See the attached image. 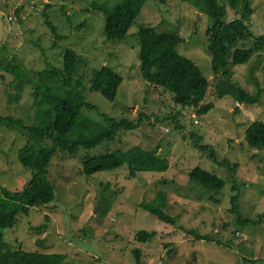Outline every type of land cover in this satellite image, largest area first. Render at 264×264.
Segmentation results:
<instances>
[{"label": "rangeland", "instance_id": "obj_1", "mask_svg": "<svg viewBox=\"0 0 264 264\" xmlns=\"http://www.w3.org/2000/svg\"><path fill=\"white\" fill-rule=\"evenodd\" d=\"M94 1H111L113 6L121 0H0V57L24 65L28 71L25 80L30 79V85L25 82L19 88L13 75L0 71V115L33 124L32 83L39 81L47 62L64 69V54L71 48L82 56L74 79L84 87H89L95 71L103 66L124 78L114 102L86 89L87 100L99 111L84 109L85 114L100 121H104L100 113L116 119L136 118L141 113L147 117L137 131H123L117 140L95 149L81 150L75 156L58 150L49 166L51 181L58 188L56 200L19 215L17 223L4 230L6 247L60 253L66 256L64 264H137L136 248L142 250L144 264L263 263L264 146L250 147L246 130L255 121L264 122V52L233 68L234 83L250 93L262 89L258 103H239L231 96H218L224 75L214 78L208 14L181 0H167L166 4L150 0L128 36L112 41L105 36L104 14L89 10ZM227 7L224 21L240 15L229 4ZM253 7L249 23L257 37L264 35V0H254ZM48 21L55 25L60 39ZM149 26L182 37L178 51L195 61L210 81L203 101L214 103L208 113L198 114L195 106L176 104L174 94L164 88H148L141 73L136 34ZM252 40H244L238 47H251ZM198 137L215 149L219 162L227 159L228 164L221 165L210 152L198 149L194 145ZM27 140L20 130L0 125V186L27 187L32 171L18 157ZM137 145L158 150L167 159L168 169L141 172L134 178H130L128 164L90 177L83 173L85 156L126 151ZM197 166L225 179V188L214 192L191 181L188 174ZM101 184H109L108 193L101 191ZM159 191L171 193V201L177 199L181 204L176 225L139 207ZM236 195L237 212L231 202ZM141 230L156 233V238L139 242ZM192 230L210 240H198Z\"/></svg>", "mask_w": 264, "mask_h": 264}, {"label": "trees", "instance_id": "obj_2", "mask_svg": "<svg viewBox=\"0 0 264 264\" xmlns=\"http://www.w3.org/2000/svg\"><path fill=\"white\" fill-rule=\"evenodd\" d=\"M148 1L150 0H121L113 6L110 5L111 1H94L89 10L101 11L104 14V31L108 40L122 41L128 36L134 21ZM153 1L158 4L167 3V0ZM181 1L191 4L212 19L207 35L213 74L214 78L224 75L218 85V96H231L243 104L258 103L262 89L250 93L232 81L235 66L248 63L255 54L264 52V35L255 37L249 23L255 12L254 0H222L223 3L220 0ZM228 4L240 14L229 22L224 21ZM48 24L60 39L55 25L51 21H48ZM136 36L141 46V73L149 85L148 88L161 87L172 92L176 104L195 106L198 108V114H206L214 107V103H203L210 88V81L195 61L178 51V46L183 40L180 35L149 26L142 27ZM252 38L251 47H238L240 42ZM13 60L7 61L6 57H0V71L13 75L19 88H22L25 82L30 85V79L25 80L27 68ZM81 62L82 56L69 48L64 54V69H58L47 62L46 68L39 72V81L32 83V95L35 100L33 124H27L22 118L0 115V125L20 130L27 135V143L18 151V157L22 165L32 171L24 190L0 186V264H64L66 256L60 253L27 251L22 248L14 250L6 247L4 230L14 226L19 215H26L32 208L45 206L56 200L58 188L51 181L49 166L58 150L75 156L81 150L95 149L105 142L117 140L124 133L137 131L147 117L145 113H141L136 118L116 119L100 113L104 120L100 121L85 114L84 109L98 110L96 105L87 100L86 89L99 92L108 101L114 102L124 78L112 68L103 66L95 71L91 84L86 88L74 79ZM251 74L253 75L254 71ZM123 131L125 132L120 134ZM246 138L250 147L264 146V122H253L246 130ZM194 145L202 152H210V157L219 162L217 152L211 145L203 143L199 137L195 139ZM219 163L225 165L228 161L225 159ZM124 164L129 165L130 178L141 172H164L169 166L167 159L161 157L158 150L137 145L126 151L116 150L85 156L83 173L90 177L97 172L117 169ZM236 166L235 164V169ZM188 176L191 181H196L214 192H221L226 186L225 179L200 166L192 169ZM101 187L104 194L109 192V184H101ZM173 198L171 193L159 191L152 201H143L139 207L164 222L176 225L179 219L177 210L181 204L178 205L177 199L171 201ZM237 199L238 195L231 199L232 210L236 212ZM261 217L264 219V216ZM243 220L239 217V222ZM247 220L248 223L252 222ZM191 232L198 240H210L208 235L199 234L195 230ZM155 234L141 230L137 234V240L148 243L156 238ZM134 254L137 264H144L142 250L136 248ZM252 263L256 264L255 261ZM261 264H264V259Z\"/></svg>", "mask_w": 264, "mask_h": 264}]
</instances>
